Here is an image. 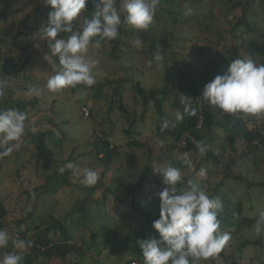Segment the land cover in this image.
Masks as SVG:
<instances>
[{"label": "rangeland", "instance_id": "rangeland-1", "mask_svg": "<svg viewBox=\"0 0 264 264\" xmlns=\"http://www.w3.org/2000/svg\"><path fill=\"white\" fill-rule=\"evenodd\" d=\"M239 2L243 3L233 9L232 6ZM119 3L117 0V7ZM249 3L246 15L253 32H246L244 27L233 32V26L245 13L243 5ZM163 7L154 24L168 26L176 40L173 54L161 55L158 62L153 59L157 53H145L138 34L127 31L136 29L126 24L123 28L127 32L120 39L124 53L117 60L111 59L112 45L108 42L100 47L90 43L87 57L95 61L96 83L124 80L120 105L112 96L113 86H106L96 94L80 87L58 92L44 88L47 78L59 69L55 67V57L50 62L44 59L50 50L47 41L39 37V29L50 10L43 0H0V40L7 38L12 45L16 44L10 63L3 60L13 53L6 54L4 43L0 44V82L5 85L0 110H18L15 105L18 102L32 104L27 107L26 121L32 137L25 133L20 149L5 160L0 158V205L6 213L3 223L13 246L10 252L21 256L29 253V248L17 249L13 243L21 239L27 226L25 240L32 241L46 228H51L52 238L61 237L59 226L64 225L75 235L84 256L79 253L65 259L40 256L34 264H127L131 261L144 264L137 240L159 238L152 226L154 221L148 222L129 206L116 201L122 200L125 188L144 168L149 167L152 174L158 175L156 169L169 165L182 172L177 192L186 186L188 179H194L210 197L223 201L218 218L220 231L229 232L231 239L222 254L219 252L196 264H264V233L257 235L255 232L257 219L264 211V145L256 142L253 145L257 148L252 146L251 149L246 143L238 142L233 153L226 134L218 128L216 140L208 145L205 155H201L198 148L190 152H182L180 148L171 151L172 138L157 130L167 118L175 122V126L180 122L175 121V113L179 110L185 114V105L193 101L189 92L192 86L201 87L199 93L202 95L215 70L219 67L227 70L228 61L233 58L231 48L255 37L260 40L258 58L264 57V13L252 0H167ZM189 7L194 9V14L185 17L183 12ZM95 10V4L88 0L84 19L91 18ZM177 12L178 16L174 17ZM75 22L76 29L82 27V19L78 17ZM173 22L178 26L172 27ZM237 58L251 59L243 49L238 50ZM252 60L259 64V59ZM217 75L223 74L217 72L214 78ZM134 84L145 91L168 88L164 101L166 117L161 122L155 100L149 96L144 106ZM30 85L44 89L43 94L40 97L27 95ZM241 113L235 117H240L250 132L257 131L264 136V113ZM132 120L136 123L135 130L128 138L125 133ZM48 131L56 138L65 135L63 147L53 150L52 158L38 159L33 137ZM98 137H107L113 146L120 148L116 163L110 168L95 153ZM130 142L141 145L132 148L128 146ZM184 154L192 160V169L183 164ZM234 158L236 165L230 169L228 164ZM68 162L77 168L96 171L98 182L85 185L75 169H68L69 175L59 174L58 168ZM201 169L206 173L203 177L198 175ZM227 174L240 179H228L220 186ZM165 187L147 183L138 196L142 211L151 218L160 214L159 193ZM83 199L89 213L81 219L77 210ZM243 218L250 222L237 229ZM91 234L97 235L96 240L91 241ZM8 252L7 247L0 249V257Z\"/></svg>", "mask_w": 264, "mask_h": 264}, {"label": "clouds", "instance_id": "clouds-1", "mask_svg": "<svg viewBox=\"0 0 264 264\" xmlns=\"http://www.w3.org/2000/svg\"><path fill=\"white\" fill-rule=\"evenodd\" d=\"M88 0H43L50 8L48 18L39 29V37L47 41L50 54L44 59H58L59 69L47 78L44 88L49 92H58L78 85L92 87L96 84L94 73L95 61L87 57L93 38L95 47L100 41L115 40L119 35V27L126 24L133 29H147L153 22L160 0H96L93 15L84 19L82 27L75 29L73 22L85 10ZM194 9L186 8L185 17L192 16ZM61 33H69L67 38H58ZM155 61L162 59L159 53L154 55ZM152 61H149L151 65ZM44 89L30 85L27 95L40 97ZM5 95L4 82H0V97ZM211 106L225 113H264V64H257L252 59L237 58L230 63L227 72L217 75L208 82L201 98ZM191 109V110H190ZM184 113L195 115L191 105H185ZM27 113L14 108L0 110V158L11 155L20 149V141L26 133ZM183 113H175V121H182ZM170 126L164 121L160 131ZM175 127V122L171 123ZM201 155H205L209 146L203 141L197 142ZM183 164L189 169L193 162L184 154ZM68 169H75L82 176V183L88 186L98 182V173L91 168H77L72 162L58 168L59 174ZM155 172L162 177L165 187L159 193V219L153 222L158 239L137 240L142 250L144 264H196L219 253L231 239L229 232L220 231L221 221L218 214L222 210L223 201L219 197L212 198L194 180L188 179L186 186L177 192L176 186L182 182L180 168L165 165ZM201 169L199 176L205 175ZM257 235L264 233V211L255 225ZM10 240L9 233L0 229V249L6 248ZM17 249L26 250L32 246L31 241L18 239L13 241ZM0 264H22V256L8 252L0 257Z\"/></svg>", "mask_w": 264, "mask_h": 264}, {"label": "trees", "instance_id": "trees-1", "mask_svg": "<svg viewBox=\"0 0 264 264\" xmlns=\"http://www.w3.org/2000/svg\"><path fill=\"white\" fill-rule=\"evenodd\" d=\"M90 2L96 4V0H89ZM166 3L167 0H160V5L158 7V10L156 11L154 20L152 24L147 28L143 30H127L132 35L138 34L139 40H141V44L143 45V49H145V53H150L151 55L155 53H159L162 56H168L172 55V46L173 42L176 40L174 38L173 32L168 30V26L160 27L158 25H155L154 22L159 19L158 14L161 13L163 3ZM257 2V3H256ZM243 2H239L232 6V8H236L237 6L241 5ZM252 3L256 4V7L262 10L264 13V0H252ZM87 4V3H86ZM251 4H245L243 5L245 13L241 15V18H239L238 22L233 26L232 31L237 32L241 27H244L246 29V32L252 33L253 29L251 27V24L248 22V17L246 15V7L250 6ZM50 10V8L48 7ZM158 13V14H157ZM84 15L85 10L79 15V18L82 19V23L84 21ZM178 16V12L174 17ZM48 18V16H47ZM46 18V21H47ZM77 23L73 22L74 30L76 29ZM178 26V23L172 24V27ZM124 24H121L119 27V35L115 40L107 41L109 44L112 45V50L110 52V57L112 60H117L118 57L122 53H124V50L120 48V39L121 36L126 33L127 31L123 28ZM4 36L5 33L2 32ZM70 35V34H69ZM68 34L64 35L63 33L59 34L58 38H67ZM3 38V36H2ZM1 38V39H2ZM99 37H95L94 40H99ZM45 41V40H44ZM259 39L258 38H251L248 42L247 40L244 42H241L239 46H234L231 48V52L233 54V58L229 60L228 66H230V63L237 59V53L238 50L243 49L245 52L248 53V55L251 57V59H259V64H264V57L258 58L260 55L259 52ZM4 43V49L7 50L6 54L13 53L12 55L5 56L4 62L10 63L14 59V52L16 51V44L12 45L7 38H4L3 41L0 44ZM92 43H95V41H92ZM106 41L101 40L100 44L104 45ZM229 51V50H228ZM230 53V52H227ZM1 60V55H0ZM55 67H60L58 63V59L55 58ZM228 69V68H226ZM57 71V70H56ZM225 74L227 70H224L223 68H217L215 70L216 73ZM214 74L212 76V80L214 78ZM123 82L124 80H105L103 83H96L92 87H86L83 85H79L77 87L83 88L85 90H90L93 93L101 92L103 88L106 86H113L112 89V96L115 99H118V103L121 105V91L123 88ZM134 90L137 95L141 96V99L143 100L144 106L147 105L148 97L151 96L155 100V108L158 114V121H162L166 117V113L164 111V101L169 93L168 88H164L162 90H149L145 91L142 88L139 87V84L133 85ZM201 87L199 86H192L189 90L193 97V101L191 102V108H194L196 110L195 115H189L185 113L183 115V120L180 121L175 127L168 128L164 131L168 136L172 138V143L169 146V150L174 151L180 148L179 150L182 152H190L195 151L197 149V142L203 141L207 145H211L216 140V130L218 128L223 129L224 133L226 134V141L229 144L230 148L232 149V152L235 153L236 151V144L238 142L240 143H246V145L251 146L249 148H257V146H254V143H261L264 145V136L260 132H250L247 129L246 124L243 122V120L240 117H235L234 114H223V111L215 106L209 105L207 102L201 100V102L198 100V97L200 95L199 89ZM18 111H23L27 113V120H28V108L32 107V104L22 103L18 102L15 104ZM123 109V107H120ZM7 110V109H4ZM191 110V109H190ZM145 111V110H144ZM241 113V112H240ZM244 114V113H241ZM26 120V121H27ZM165 121L170 122L171 126V120L167 118ZM26 123V122H25ZM135 120H132L130 127L128 130H126L127 137H132V130H135ZM161 126H157V130L160 131ZM26 133L28 136L32 135L28 131L26 127ZM65 135H63L62 138H56L55 134L52 131H48L45 133H41L39 135H36L33 137V140L35 141L33 143L34 148L36 150V156L38 159H45V158H52L54 157L53 150L57 149L60 150L63 147L64 138ZM99 138V137H98ZM45 139V140H43ZM100 140H98L95 143V153L97 156H99L101 159H104L105 166L107 168H110L111 165L116 163L117 156L119 155V149L118 146H113L109 139L106 137V139L100 137ZM182 143V145H180ZM141 144L139 142H130L128 143V146L135 148L140 146ZM253 146V148H252ZM250 149V150H251ZM208 155L211 157V154L208 152ZM8 156L2 157L3 160L7 159ZM237 160L230 159V162L228 164V167L231 169L233 166L236 165ZM0 171H1V163H0ZM66 175L70 174V171L67 170ZM59 175V174H57ZM234 177V178H232ZM228 179H240L238 176H233V174H227L225 178L222 180L220 186L225 183ZM147 183H153L157 186H164L162 182V177L159 175L152 174V169L149 167L144 168L141 173L139 174V177L131 184H129L125 188L124 197L122 200L116 201L117 204L120 205H126L129 206L132 211L138 213L143 219L149 221H155L156 219H159V216H155L154 218H151L150 215L145 214L141 209V204L138 201V196L140 192L144 189ZM116 199V197H115ZM0 208L2 210V213L0 214V229H5V225L3 223V220L6 216V213L3 209V207L0 205ZM88 208L86 206V200L82 201V206L80 207L77 212H79L80 218H86ZM219 218V214H218ZM241 222L238 223L237 229L241 228L244 224L247 222L249 223L250 220L243 218L240 219ZM62 230L61 237H56L55 239L50 236L51 228H46L41 231L40 234L36 235L34 239H32V246L29 248V253L22 256V264H34V262L40 257H57L60 259H65L68 256H72L76 253H79L80 255L84 256L83 250L81 247L78 246L76 243V237L72 233L68 232L64 225L59 226ZM29 231V226H27V229L25 232H23L21 235V239L25 240L26 235ZM97 235L91 234V241L96 240ZM29 241V240H27ZM107 244V243H106ZM108 245V244H107ZM12 243L9 240V243L7 245V249L9 252L12 249ZM220 253L222 254L223 251L221 250ZM127 264H133V262H127Z\"/></svg>", "mask_w": 264, "mask_h": 264}, {"label": "built area", "instance_id": "built-area-1", "mask_svg": "<svg viewBox=\"0 0 264 264\" xmlns=\"http://www.w3.org/2000/svg\"><path fill=\"white\" fill-rule=\"evenodd\" d=\"M201 96H202V95H199L198 99H199V98H201ZM199 101L201 102V100H199ZM224 114H227V115H229V113H225V112H224ZM232 114H234V115H235V114H237V113H232ZM232 114H231V115H232Z\"/></svg>", "mask_w": 264, "mask_h": 264}]
</instances>
